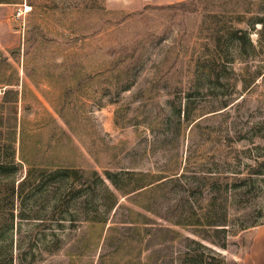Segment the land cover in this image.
<instances>
[{
	"label": "rangeland",
	"instance_id": "374dc122",
	"mask_svg": "<svg viewBox=\"0 0 264 264\" xmlns=\"http://www.w3.org/2000/svg\"><path fill=\"white\" fill-rule=\"evenodd\" d=\"M0 91V264H264V0L0 2Z\"/></svg>",
	"mask_w": 264,
	"mask_h": 264
},
{
	"label": "trees",
	"instance_id": "16d2710c",
	"mask_svg": "<svg viewBox=\"0 0 264 264\" xmlns=\"http://www.w3.org/2000/svg\"><path fill=\"white\" fill-rule=\"evenodd\" d=\"M4 1H13V0H0V2H4ZM211 14L212 15H214V16H218V12H211ZM240 31H242V29H235V30H233V32H236L237 34L238 33H240ZM238 35H240V34H238ZM242 35V34H241ZM216 44H217V46H218V43L216 42ZM6 99H11V98H6ZM79 172H81V173H83L84 171H82V170H79ZM94 172H96V170H94ZM81 175H83V174H81ZM87 180H90V178L89 177H87ZM86 180V181H87ZM78 186L77 185H73L69 190H68V192L66 193V195H65V197H64V199H63V204H67V202L68 201H70L71 199H73L74 197H75V195L77 194V191H78ZM0 209H2V207L0 206ZM5 220L6 219H9V218H4ZM95 221V220H94ZM103 222H105V220H102ZM95 222H99V220H96ZM141 227V225L138 227V228H136V229H139ZM118 227L117 226H111L110 227V229H111V231H113V230H115V229H117ZM140 245V244H139ZM217 258H216V256H214V255H209V258L208 259H205V263L206 264H214L215 263V260H216ZM223 260H221V262H222ZM222 264H224V261H223V263Z\"/></svg>",
	"mask_w": 264,
	"mask_h": 264
},
{
	"label": "built area",
	"instance_id": "2783aa9c",
	"mask_svg": "<svg viewBox=\"0 0 264 264\" xmlns=\"http://www.w3.org/2000/svg\"><path fill=\"white\" fill-rule=\"evenodd\" d=\"M2 92L0 91V94H1Z\"/></svg>",
	"mask_w": 264,
	"mask_h": 264
},
{
	"label": "bare ground",
	"instance_id": "6f19581e",
	"mask_svg": "<svg viewBox=\"0 0 264 264\" xmlns=\"http://www.w3.org/2000/svg\"><path fill=\"white\" fill-rule=\"evenodd\" d=\"M28 9H29V6H28Z\"/></svg>",
	"mask_w": 264,
	"mask_h": 264
}]
</instances>
